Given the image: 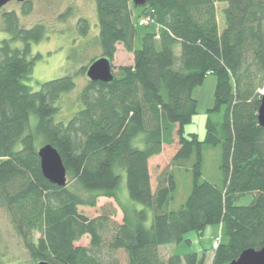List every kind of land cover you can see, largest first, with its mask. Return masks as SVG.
<instances>
[{
	"label": "trees",
	"instance_id": "trees-1",
	"mask_svg": "<svg viewBox=\"0 0 264 264\" xmlns=\"http://www.w3.org/2000/svg\"><path fill=\"white\" fill-rule=\"evenodd\" d=\"M94 3L99 56L112 67L120 43L132 53V63L120 65L119 76L112 71L109 82L88 79L79 93L81 108L65 122L54 120L55 102L74 87L73 76L47 79L32 89L25 79L40 54L32 55L30 43L43 37L44 26L23 27L14 11L3 13L10 37L0 40V207L31 263L203 264V254L164 257L159 247L178 244L192 231L202 234L207 226L220 236L212 264L260 248L264 127L257 122V89L264 87V0ZM132 8L157 25L142 35L139 48ZM78 30L87 33L86 19L79 20ZM209 73L216 83L199 139L183 127L196 113L193 90ZM175 139L178 147L152 189L148 160ZM45 143L56 148L66 167L63 186L42 174L37 150ZM205 145L220 150L219 182L203 177ZM121 170L125 204L116 194ZM100 196L118 203L119 221L110 205L94 217L79 211L78 206L94 207ZM83 235L89 236L88 246L77 244ZM116 251L124 254L122 263Z\"/></svg>",
	"mask_w": 264,
	"mask_h": 264
},
{
	"label": "rangeland",
	"instance_id": "rangeland-1",
	"mask_svg": "<svg viewBox=\"0 0 264 264\" xmlns=\"http://www.w3.org/2000/svg\"><path fill=\"white\" fill-rule=\"evenodd\" d=\"M24 10H28L24 12ZM132 20L136 26V36L134 47L139 48L141 37L145 32L155 31L156 23L150 21L147 25H138L136 22L142 16H137L139 11L132 8ZM14 11L20 26L29 27L35 23L44 26L43 37L39 41L30 43L32 55L40 54L35 60L33 70L25 82L32 88L37 89L39 83L63 74H71L74 79V87L61 93L55 102L58 110L54 114L55 121L68 120L82 104L79 93L87 83L88 77L85 69L92 59L100 55V45L98 41V25L94 0H28L26 2L11 0L0 7V40L9 38L10 34L5 31L3 13ZM86 19L88 31L81 35L78 30L79 20ZM13 45L20 46V41H13ZM112 71L115 76L120 75L118 67L132 63V53L126 51L122 45H117L113 55ZM83 67H85L83 69ZM83 69V70H82ZM216 83L214 74H207L202 84L197 85L193 90V95L197 99L196 113L190 122L184 124V133L194 132L199 139H203L205 134V120L207 109L212 105L213 93ZM264 87H259L257 91L261 93ZM178 144L176 139L171 144L163 147L161 155L153 156L148 161L150 173V183L152 189L156 186V177L166 167L175 153ZM220 150L218 147L205 145L203 147V177L211 181L219 182L221 177L219 170ZM121 178L117 189V199L119 203L125 204L129 200L124 171H120ZM68 179V178H67ZM181 188V189H180ZM178 195L181 199L188 191L187 183L182 184ZM248 196L241 198L244 202ZM113 206L115 208L114 219L120 220L122 217L118 203L108 197L100 196L94 207L78 206L79 211L88 217H94L100 213L102 206ZM109 235V233H107ZM106 235V237L108 236ZM34 239L38 232L33 233ZM77 244L89 245V236L83 235ZM107 248L104 247V251ZM107 251V250H106ZM165 249H161V254L165 255ZM109 253V252H108ZM111 253V252H110ZM116 251V255L121 263L124 254ZM0 254L4 264H29L31 263L27 249L24 247L21 238L13 229L9 215L5 208L0 207ZM120 254V255H119Z\"/></svg>",
	"mask_w": 264,
	"mask_h": 264
},
{
	"label": "water",
	"instance_id": "water-1",
	"mask_svg": "<svg viewBox=\"0 0 264 264\" xmlns=\"http://www.w3.org/2000/svg\"><path fill=\"white\" fill-rule=\"evenodd\" d=\"M9 0H0V6ZM23 1V0H18ZM136 6L146 3V0H132ZM91 81L109 82L113 79L110 60L105 56H99L91 61L85 71ZM257 122L264 127V89L260 93V101L257 110ZM37 154L39 156L40 168L43 176L51 183L63 186L67 181L66 167L59 152L50 143L41 145ZM30 264H49L46 261L32 262ZM224 264H264V244L260 248L248 247L243 249L239 255Z\"/></svg>",
	"mask_w": 264,
	"mask_h": 264
},
{
	"label": "crops",
	"instance_id": "crops-1",
	"mask_svg": "<svg viewBox=\"0 0 264 264\" xmlns=\"http://www.w3.org/2000/svg\"><path fill=\"white\" fill-rule=\"evenodd\" d=\"M117 45H121V44L116 43V47ZM161 153L162 152L153 156L161 155ZM153 156H151L149 159H151ZM216 232L217 229L213 226L205 227L202 234H198L193 231L189 232L184 236V240L178 244H166L160 246L159 247L160 253H162L161 249H165L166 250L165 255L162 254V256L167 257L172 253L183 255L187 252L194 251L199 255L203 254L204 256L203 264H212V256L214 252L213 237L215 236Z\"/></svg>",
	"mask_w": 264,
	"mask_h": 264
},
{
	"label": "built area",
	"instance_id": "built-area-1",
	"mask_svg": "<svg viewBox=\"0 0 264 264\" xmlns=\"http://www.w3.org/2000/svg\"><path fill=\"white\" fill-rule=\"evenodd\" d=\"M148 23H149V17H147V16H142L140 19H138V24L139 25H145V24H148ZM219 240H220V236L219 235L214 237V239H213L214 248L218 245Z\"/></svg>",
	"mask_w": 264,
	"mask_h": 264
},
{
	"label": "flooded vegetation",
	"instance_id": "flooded-vegetation-1",
	"mask_svg": "<svg viewBox=\"0 0 264 264\" xmlns=\"http://www.w3.org/2000/svg\"><path fill=\"white\" fill-rule=\"evenodd\" d=\"M9 1H11V0H9ZM16 1H18V0H16ZM26 1H28V0H23V1H21V2H26ZM7 3V2H6ZM5 5V4H4ZM3 6V5H2ZM2 6H0V7H2Z\"/></svg>",
	"mask_w": 264,
	"mask_h": 264
}]
</instances>
